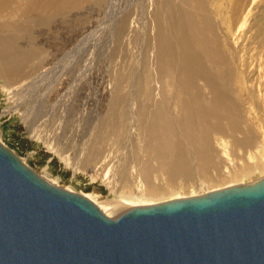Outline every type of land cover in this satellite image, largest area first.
<instances>
[{
    "label": "rangeland",
    "instance_id": "1",
    "mask_svg": "<svg viewBox=\"0 0 264 264\" xmlns=\"http://www.w3.org/2000/svg\"><path fill=\"white\" fill-rule=\"evenodd\" d=\"M255 2L247 26L231 34L228 42L233 66L239 69L245 59L257 76L264 72V54H258L249 40L254 33L250 24L261 14L264 0ZM159 4L158 0H0V49L4 51L0 53V143L58 187L108 207L112 218L133 205L203 195L264 177V153L251 150L254 160L246 161V151L233 148L226 138L230 159L217 148L214 159L225 162L208 167L209 179L199 175L198 165L191 181L177 178L165 184L159 177L154 181L164 189L143 194L132 168L146 158L143 151L138 153L140 159L133 156V148L143 146L136 127L127 138L117 140L106 131L102 140L96 139L114 101H123L122 108L128 103L135 112L139 101H159L163 94L155 57ZM123 20L128 25L119 32ZM245 40L251 43L243 47L250 51L240 60L234 53ZM246 91L244 87L240 101L243 112L254 120L262 139L264 130L250 114ZM173 93L165 94L166 101H174ZM92 143L99 144L100 157L92 152ZM127 182L133 189L120 192Z\"/></svg>",
    "mask_w": 264,
    "mask_h": 264
},
{
    "label": "bare ground",
    "instance_id": "2",
    "mask_svg": "<svg viewBox=\"0 0 264 264\" xmlns=\"http://www.w3.org/2000/svg\"><path fill=\"white\" fill-rule=\"evenodd\" d=\"M158 1L161 4L156 16L155 57L162 78L163 94L159 101H139L135 112H132V107H128V103L122 108L119 104L123 101H114L107 117L103 123L100 122L104 128H100L96 138L98 142L102 140L106 131L107 134L113 133L117 140L127 138L130 137L131 128L136 127L143 146L141 144L140 147L139 143L138 148H133V156L137 159L140 157L139 151H143L146 158L143 157L144 161H137L138 165L131 167L135 169L138 181L137 177L134 179L143 187L141 192L150 195L160 193L163 188L159 182L155 183V179L162 177L165 184H173L177 178L186 181L190 178L191 181V173L198 165L199 175L209 179L208 167L212 165L218 168L225 162L219 156L220 160L214 159V154L217 156L219 152L217 148L221 150L223 158L230 159L226 138L232 140L233 148L246 151V161L254 160L251 150L264 153V138H258L254 120L246 116L243 103L240 102L243 101L245 87L252 111L249 112L255 114L258 124L264 130V72L255 76L254 68H250V64L244 62L245 59L241 60V54L250 51L248 47H243L248 40L237 47V53L233 52L235 56L239 54L241 60L239 69L235 68L228 42L231 34L241 31L258 3L255 0ZM127 25L126 20L121 21L119 32ZM252 28L254 33L248 36L254 42L249 43L253 44L258 54H264V7L261 14L255 20L252 19ZM64 68H68V61ZM170 91L174 92V101H166L165 94ZM98 145L92 143L91 146L96 157H100L102 151ZM125 172H122V180H126ZM133 186L127 182L119 190L123 192L130 190V187L133 189ZM86 197L109 216L108 207L98 204L90 196ZM144 205L152 204L133 206Z\"/></svg>",
    "mask_w": 264,
    "mask_h": 264
},
{
    "label": "water",
    "instance_id": "3",
    "mask_svg": "<svg viewBox=\"0 0 264 264\" xmlns=\"http://www.w3.org/2000/svg\"><path fill=\"white\" fill-rule=\"evenodd\" d=\"M0 264H264V177L112 218L0 143Z\"/></svg>",
    "mask_w": 264,
    "mask_h": 264
}]
</instances>
